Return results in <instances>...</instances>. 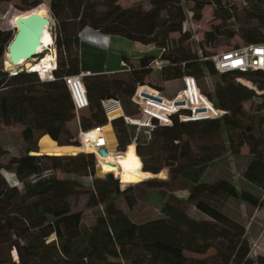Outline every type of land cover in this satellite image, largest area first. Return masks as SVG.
<instances>
[{
	"label": "trees",
	"instance_id": "16d2710c",
	"mask_svg": "<svg viewBox=\"0 0 264 264\" xmlns=\"http://www.w3.org/2000/svg\"><path fill=\"white\" fill-rule=\"evenodd\" d=\"M12 1L0 0V5ZM17 1L24 5L17 16L31 10L36 13L44 4L43 0ZM119 1L47 0L55 31L52 39L59 55L53 81H41L36 74L25 72L11 77L4 71L5 51L13 36L0 31V125L21 126V138L26 143L47 135L59 147H78L68 128L75 114L62 77L84 74L89 107L81 112L89 110L94 125L82 126L79 118L81 129L107 124L100 107L102 100L116 98L124 106L130 104L136 87L148 85L145 79L152 73L150 63L156 56H143L136 65L123 59L128 69L111 74L83 73L79 33L84 29L154 45L160 50L159 56L169 62L158 72L162 82L183 76H192L196 81L215 78L211 92L197 84L225 114L220 119L193 122L174 118L168 126L155 124L147 136L130 131L132 126L122 118H113L110 125L117 151H126L134 142L142 171L154 175L123 190L112 174L95 176L96 162L91 153L36 156L30 155L35 151L28 150L21 156H9L4 163L8 153L0 146V264H264L263 255L250 257L244 225L222 211L229 199L255 206L254 195L237 191L226 179L212 183L203 180L210 164L225 151L236 154L247 146L249 160L242 177L264 191V71L219 74L207 53L198 55L183 45L191 38L189 31L183 30L184 4H191L192 12L197 14L205 6H212L214 17L223 22L236 16L235 7H227L223 0H149L148 10L122 9ZM246 1L250 12H245L247 22L239 29L238 37L243 45L264 44V0ZM252 21L255 24H250ZM224 33L221 25H215L204 33L202 42L213 44ZM173 34L180 35L178 41L171 37ZM234 35L230 31L226 39ZM250 101L258 103L255 111L261 115H248L244 104ZM106 127L107 145L113 153L114 137L110 126ZM132 153L128 152L131 165H137ZM114 169L109 166L106 171ZM163 169L170 174L168 180L155 177ZM3 171L12 174L20 187L9 185ZM57 172L68 177L58 178ZM69 176L90 178V188L85 189ZM139 186L171 190L179 186L188 197L183 201L169 193L158 217L132 222L115 200L123 198L131 208ZM81 196H86L88 208H102L89 231L83 229L81 211L73 210L69 203L71 198ZM186 204L208 220L188 216ZM13 227L17 232L11 234ZM52 236L57 244L46 243ZM210 250L214 256L207 260L184 258L185 252L203 255Z\"/></svg>",
	"mask_w": 264,
	"mask_h": 264
},
{
	"label": "rangeland",
	"instance_id": "374dc122",
	"mask_svg": "<svg viewBox=\"0 0 264 264\" xmlns=\"http://www.w3.org/2000/svg\"><path fill=\"white\" fill-rule=\"evenodd\" d=\"M43 2L44 4L41 6H44L46 12L45 16L51 20V26H52V19L50 17V14L46 6L47 0H43ZM223 2L226 3L227 7L229 6L235 7L237 11L235 13L236 16L226 20L225 22L221 21V19L219 18L214 17L213 15L214 7L212 6H205L202 9V11L197 14L192 12L193 6L191 4H184L186 10V19L184 22L185 27H183V30L189 31V33L191 34V38L188 41L184 42L183 45L190 47L192 53L195 52L198 55H201L202 52H205L209 57H211L216 53L224 52L230 49L239 48L243 46V42L238 37V33H239V29L247 22V14H245V12L247 11L250 12V10H248L249 8V6L247 5L248 2L246 0H223ZM118 5L122 9H127L131 7L132 8L140 7L142 10H148L149 0H120L118 2ZM23 7L24 5L17 0L9 3H3L0 5V31H4L8 33L10 36H13V34L16 31L15 22L16 19L19 17L16 15V13H22ZM28 15H31V13H26L22 16L27 17ZM250 24H255V22L252 21ZM215 25L222 26V30L225 31L224 35L221 38H219L217 42L213 44L203 43L202 41H203L204 33L209 31L211 27ZM51 26L49 28V32H51L50 34L52 36V33H54L55 31ZM230 31H233L235 35L232 37V39L228 40L226 39V35ZM171 37L175 41H178L180 35L173 34L171 35ZM105 45L106 44H104V46ZM46 53H50L51 55L55 54L57 59L56 62L59 63V55L54 42L53 45L49 47L47 51H44V53H42L36 59L38 60L39 57L43 56ZM4 61H5V57L3 62ZM105 77L110 78L111 76L105 75ZM215 81L216 79L213 77L212 78L206 77L197 82L198 84H201V86L205 87L208 92H211L213 90ZM237 81H240L241 83L244 84H248V82L245 79H239ZM145 84H148L153 87L161 88L160 91L162 92V95L166 98H172L174 95L177 94V92L181 88L180 80H175L167 83L162 82L158 76V73H153V72L145 79ZM257 105L258 103L256 101L246 102L244 104V109L248 113V115H258L259 112L255 111V109H257ZM124 106H125L124 110L126 114L135 115L136 111L132 107L131 103L125 104ZM89 115H90L89 110L83 111L79 114V118L82 126H85L88 123L94 125V123L90 120ZM259 115H261V113H259ZM108 125L110 126L109 123H107L104 126H108ZM68 128L71 134L77 138L79 127L75 119L68 124ZM110 128L115 142L112 152L115 154L124 153L126 155V158L123 166L125 168H128L129 165H131V158L129 157L127 150L124 152L117 151V140L115 137V133L114 130L112 129V126H110ZM104 129L107 133L109 132L108 127H105ZM129 130L134 131L135 134L136 133L142 134L143 136H147L148 132H150L149 129H145V128L137 129L136 127H132V128L130 127ZM21 131H22V127L19 125H12V126H7L3 124L0 125V146L8 153V156L3 160L4 163L7 161V158L9 156H21L28 150L36 151L37 147L39 146L38 144L40 140L43 137L47 136L44 135L39 139H36L35 142L26 143L21 138ZM73 148L79 149L80 147H73ZM79 153H84V152H82V150L79 149L75 153H71V154L68 153L66 155H75ZM135 156L139 159V157L136 154ZM94 159L96 162L95 176L97 178H104L107 174H112V176L115 179H117L120 185V190L125 189L129 185H135L146 180L144 179L137 183L123 184L119 180V172L115 167L114 170L106 171V169L109 166L105 163L104 164L98 163L95 156ZM248 160H249V153L247 146H242L239 152L236 154H233L229 151H225L222 154V156H220L217 160H215L212 164H210V166L207 168L203 176V180L205 182L212 183L219 179H226L232 185L235 186L237 191H246L254 195V197L256 198L257 205L255 206L244 203L238 199H229L226 201V203L223 205L222 208L224 214H226L231 219L236 220L237 222H240L241 224L244 225L247 238L250 243V257L254 258L257 255L264 256V242H263L264 191L257 190L251 184H249L243 179L242 174ZM56 174L57 177L61 179L68 177L58 172ZM2 175L4 176V178L6 179L9 185L20 187V183L15 179V177L12 174L3 171ZM69 177L82 183L85 189L90 188V183H91L90 178L81 177V176H69ZM152 177H154V175H152ZM155 177H157L158 179L168 180L170 178V174L167 169H163L159 173V175L157 174L155 175ZM169 193H172L175 197L183 201L188 197V192L180 188L179 186H177L176 189L174 190L169 189V187L153 189L144 186H139L134 191L135 203L131 208H128L126 206L123 198L116 199L115 204L129 217V219L132 222L146 221L156 218L160 215L161 206L164 204V202H166ZM86 199H87L86 196L71 198L69 200V203L72 206L73 210L81 211L83 229L89 231V229L94 225L98 213L102 212V208L99 207L88 208L86 206ZM185 209L188 216H190L193 219L208 220L207 216L197 211L190 204H186ZM16 232H17V228L13 227L11 234H14ZM51 241H54V243L57 244V240H55L53 236L50 237L46 241V243H49ZM213 256H214L213 250H210L209 252L203 255L191 254L187 252L184 253V258H186L187 260H194V259L207 260ZM10 257L12 261H15L13 260L12 253H10Z\"/></svg>",
	"mask_w": 264,
	"mask_h": 264
},
{
	"label": "built area",
	"instance_id": "2783aa9c",
	"mask_svg": "<svg viewBox=\"0 0 264 264\" xmlns=\"http://www.w3.org/2000/svg\"><path fill=\"white\" fill-rule=\"evenodd\" d=\"M183 27H185V23ZM41 54L38 53L37 57ZM43 60L44 58L41 56L36 61L40 63ZM210 60L219 74L264 71V44L243 45L239 48L216 53L210 57ZM36 61H31L30 66L36 63ZM121 65L123 69H128L126 63L122 62ZM30 66L26 67L25 64H20L18 66L6 67L3 64V70L8 72L11 77H15L22 72L34 73L30 71ZM166 66H169V62L160 56L153 59L150 63V69L153 73L160 72ZM56 69V56L53 54L49 65L34 74L41 81H53ZM83 76L84 74L65 76L61 79L70 95L75 114L74 119L79 127L76 138L78 147L84 153H90L88 152L89 150L97 152L99 149H104L109 153L107 137L103 131V126H93L88 129L80 128L79 113L89 107L87 92L82 80ZM180 83V90L172 98L164 97L160 90L148 85L136 87L130 98V103L136 111L135 115L126 114L123 104L116 98L102 100L100 107L109 124L113 118L118 117L122 118L123 122L128 126L149 130H152L155 124L160 126L171 125L174 118H177L181 122H193L220 119L225 114L222 110L217 109L200 91L194 77L183 76L180 79ZM115 114L118 115L116 116ZM132 145L135 147L134 142ZM91 154L96 158V153Z\"/></svg>",
	"mask_w": 264,
	"mask_h": 264
},
{
	"label": "crops",
	"instance_id": "0c3cea01",
	"mask_svg": "<svg viewBox=\"0 0 264 264\" xmlns=\"http://www.w3.org/2000/svg\"><path fill=\"white\" fill-rule=\"evenodd\" d=\"M79 40L82 69L86 74L115 73L123 69V59H126L128 64L136 65L143 56L160 55V50L154 45H143L120 36L103 35L89 29L79 33Z\"/></svg>",
	"mask_w": 264,
	"mask_h": 264
},
{
	"label": "bare ground",
	"instance_id": "6f19581e",
	"mask_svg": "<svg viewBox=\"0 0 264 264\" xmlns=\"http://www.w3.org/2000/svg\"><path fill=\"white\" fill-rule=\"evenodd\" d=\"M36 13H38L41 16L46 17L45 16L46 12H45L44 6L40 7L36 11ZM50 33L51 32H49V28L43 29V35L41 38L42 39L41 47L37 50V53H44V51H47L49 49V47L52 46L53 39H52V36ZM42 58H44V60L42 62L39 63L38 61H36V63H34L30 66L31 72L36 73L38 71H41L42 68L47 67V65H49V61L52 60L53 55H51L50 53H46L42 56ZM5 60H6L5 66L11 67V65L8 63V56H5ZM26 63H28V62L27 61H20L18 63V65L26 64ZM115 115L117 116L118 114H115ZM105 127L106 126H103V131L106 134V131L104 129ZM106 137H107V135H106ZM107 143H108V141H107ZM38 145L40 148V153L51 154V155L68 154V153L71 154V153H75L76 151H78L80 149V148L77 149V148H73V147H59L53 141H51V139L47 136L43 137L40 140ZM134 149H135L134 146L132 144H130V146L127 148V152L131 151V152L135 153ZM88 152L96 153V159H97L98 163H100V164L105 163L108 166L115 167L119 172V180L123 184L137 183L139 181H142L144 179L152 177V174L142 171L141 161L135 156V154H132V156H133L134 163L137 165H130L128 168H125L123 166L125 158H126V155L124 153L115 154V153L109 152L106 157H102L94 150H89Z\"/></svg>",
	"mask_w": 264,
	"mask_h": 264
},
{
	"label": "water",
	"instance_id": "95a60500",
	"mask_svg": "<svg viewBox=\"0 0 264 264\" xmlns=\"http://www.w3.org/2000/svg\"><path fill=\"white\" fill-rule=\"evenodd\" d=\"M30 13L31 15L28 17L20 15L16 19V31L13 34L11 42L8 44L5 54V56H8V63L11 66H18L20 61H27L28 63L25 66L29 67L31 61H36L38 55L37 50L41 47L43 29L50 28L51 26V20L48 17L41 16L38 13H32V10ZM3 63L6 64V60ZM51 141L53 140L51 139ZM54 143L57 145L56 142ZM97 153L102 157H106L108 154L104 149H99ZM30 155L64 156L66 154L51 155L40 153L38 146L37 150L31 152Z\"/></svg>",
	"mask_w": 264,
	"mask_h": 264
}]
</instances>
